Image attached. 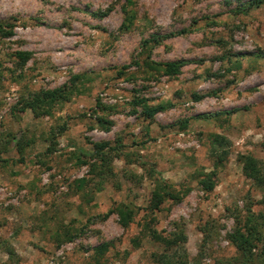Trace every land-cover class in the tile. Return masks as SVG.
I'll return each mask as SVG.
<instances>
[{
  "label": "rangeland",
  "instance_id": "obj_1",
  "mask_svg": "<svg viewBox=\"0 0 264 264\" xmlns=\"http://www.w3.org/2000/svg\"><path fill=\"white\" fill-rule=\"evenodd\" d=\"M122 6L134 14L127 29ZM147 47L148 60L186 63L150 76L136 64ZM261 55L264 0H0V264H159L144 225L181 229L188 264L233 257L228 233L264 196L238 161L264 160ZM70 84L48 114L21 107L32 91ZM138 100L171 105L146 118ZM212 133L230 144L206 192L197 175L212 168ZM104 142L110 172L98 187L89 152ZM157 174L173 198L150 221ZM120 204L134 212L127 225Z\"/></svg>",
  "mask_w": 264,
  "mask_h": 264
},
{
  "label": "trees",
  "instance_id": "obj_2",
  "mask_svg": "<svg viewBox=\"0 0 264 264\" xmlns=\"http://www.w3.org/2000/svg\"><path fill=\"white\" fill-rule=\"evenodd\" d=\"M257 1L256 3H258ZM123 19L122 26L127 29L133 20V12L126 6H122ZM157 38L142 41V50L146 48L148 42H157ZM144 58L143 63L136 61L138 67H144L143 70L149 73L150 76L158 72L162 75H175L180 71V67L186 63L185 60H171L165 62H153L148 60V50ZM15 56L20 61H25L30 57V52L28 51H16ZM264 57L263 55H261ZM260 57V55H259ZM22 63V62H21ZM148 74V75H149ZM74 77L73 79H75ZM74 87L70 85H62L54 88L39 89L37 91H32L28 94V98L24 99L21 97L20 104L21 107H27L32 112L33 116L37 117L43 114H48L50 112L51 106L55 103H61L69 99V97L74 93ZM203 95L192 94L191 97L194 100H198ZM136 104H140L142 113L144 117L150 118L156 112L166 109L171 105L170 102L166 104H157L155 106L147 105L143 100L135 101ZM228 113L231 111H227ZM13 136H11V140ZM229 140L218 133H212L210 135V146H211V156L214 158L212 162V168L207 172H201L197 175V184L200 185L203 191H210L214 186V178L216 176L217 167L220 165L223 159L226 158L228 154ZM15 149L21 151L22 144L16 140L13 143ZM108 146L106 142L94 144V151L89 152V154L97 160L100 161V165L96 168V175L100 176L102 174V180L97 181L98 187L104 182V174L110 172L108 169L109 159H106L103 154V149ZM116 149L115 147L112 150ZM102 150V155H101ZM97 156V157H96ZM238 161L241 164V172L243 176L251 181L256 187H264V160L257 159L250 154H241L238 157ZM95 168V167H94ZM155 175L154 173L150 174ZM158 176V174L156 175ZM171 186L161 177L158 176V180H155L154 189L148 201L146 210L150 214V221L154 220L152 213L154 210L158 209L159 204L164 198H173V194L168 190ZM262 210L255 213L250 209H246L245 215L236 223L234 229L228 233L227 241L235 249L236 254L229 258H216L212 264H264V233L262 227L264 226V196L259 200ZM116 214L118 221L121 225H127L133 217V210L128 206L120 204L116 208ZM147 232L151 240L161 244L162 252L153 253L155 262L159 264H188L187 254L184 248V243L186 237L181 229L175 228L169 231L165 235H159L155 229L144 225L141 231ZM140 231V232H141ZM141 234V233H140ZM137 239V238H136ZM132 244L137 246L135 238H132ZM106 243H101L95 247V252L101 254L107 249ZM4 252L9 256L13 253L11 248H6Z\"/></svg>",
  "mask_w": 264,
  "mask_h": 264
}]
</instances>
